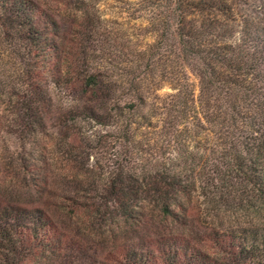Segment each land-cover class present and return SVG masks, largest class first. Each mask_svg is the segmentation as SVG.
<instances>
[{
    "label": "trees",
    "instance_id": "1",
    "mask_svg": "<svg viewBox=\"0 0 264 264\" xmlns=\"http://www.w3.org/2000/svg\"><path fill=\"white\" fill-rule=\"evenodd\" d=\"M123 3L134 41L98 10L72 31L32 0H0V97L40 123L46 74L71 93L66 114L85 131L69 135L65 152L105 129L114 137L103 167H71L82 193L70 213L3 209L0 241L12 257L17 243L36 242L38 260L48 259L68 213L81 227H136L115 248L120 264H264V0Z\"/></svg>",
    "mask_w": 264,
    "mask_h": 264
},
{
    "label": "rangeland",
    "instance_id": "2",
    "mask_svg": "<svg viewBox=\"0 0 264 264\" xmlns=\"http://www.w3.org/2000/svg\"><path fill=\"white\" fill-rule=\"evenodd\" d=\"M32 1L58 17L64 25H69L72 31L81 30L83 26H78L81 23L83 25L88 15L95 17L98 10L97 14L104 20L102 24L115 31L120 30L119 33L134 41V25L137 21L133 20L131 12L125 11L129 7L123 1L132 3L137 0ZM70 39L73 40V34ZM148 41L150 38H145V42ZM83 44L93 48L94 37L84 39ZM41 78L45 107L39 111L44 110L45 120L40 123L30 119L22 105L10 102L4 96L0 97V213L10 207L33 209L44 204L50 210L56 206H66V211L70 213L68 206L72 202L69 198L78 197L82 193L74 188L76 181L70 177L71 167L82 171L88 165L96 164V159V166L103 167L108 157V143L114 141L112 133H105V129L100 133V141L97 139L88 142L81 137L79 142L71 144L73 148H77L74 154L65 152L62 144L68 143L69 135H80L85 131L83 128L73 130L70 115L66 114L71 93H58L51 77L41 74ZM189 81L196 95L198 80L190 75ZM168 92L170 89L164 86L159 94ZM88 153L89 159L86 158ZM73 158L77 162H71ZM95 173H98V169ZM58 180L63 182L62 187L57 188ZM199 203V199L195 201V207ZM192 212L193 217L198 216L197 209L193 208ZM68 213L60 214V227H57L60 241L55 255L38 260L39 255L35 253L37 243L30 246L25 242L16 244L17 253L12 257L6 249L7 243L0 241V264H37L36 261L38 264H120V255L115 248L131 243L132 232L136 227H118L114 221L103 220L93 227H81L77 219L70 218ZM237 214L231 215V219L237 218Z\"/></svg>",
    "mask_w": 264,
    "mask_h": 264
}]
</instances>
